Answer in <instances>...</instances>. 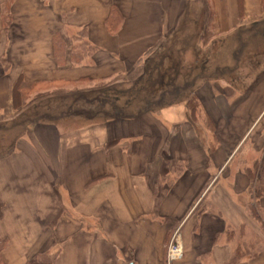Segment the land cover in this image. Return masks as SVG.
<instances>
[{"label":"crops","instance_id":"0c3cea01","mask_svg":"<svg viewBox=\"0 0 264 264\" xmlns=\"http://www.w3.org/2000/svg\"><path fill=\"white\" fill-rule=\"evenodd\" d=\"M83 42L93 53L73 62ZM165 42L195 111L186 88L134 114L89 101ZM18 80L53 86L61 111H17ZM0 116L19 132L0 146V264H165L180 226L173 264H264V196L246 172L264 151V0H0Z\"/></svg>","mask_w":264,"mask_h":264},{"label":"trees","instance_id":"16d2710c","mask_svg":"<svg viewBox=\"0 0 264 264\" xmlns=\"http://www.w3.org/2000/svg\"><path fill=\"white\" fill-rule=\"evenodd\" d=\"M10 3H6L4 7L5 18L9 16ZM123 19L122 13L114 8L110 15V19L108 20L109 28L115 31L121 21ZM55 45V53L58 60L63 61L65 56V41L62 36L58 35L54 39ZM86 43L83 42L81 44L80 50L75 49L72 51L71 59L73 62H82L87 56L92 55V49H87L85 47ZM198 55H202L201 53ZM205 55V54H204ZM257 62V57H256ZM182 63L178 62L177 54H171L169 52V45L167 42L163 43L158 51L154 54H151L146 59V64L141 76L128 83L112 85L111 91L114 94L113 97L110 96H97L95 98H91L89 101L99 102L102 105L113 104L114 108L117 109V113L119 114H129V111L135 105L141 106L139 107V112L144 110L155 109L156 107H162L167 104H171L175 102V96L171 97L169 102L162 104L161 101L164 102V98L167 94L169 95H180V92L186 88L188 92L186 96H188L187 103L190 108L195 111L197 107L200 106V103L195 96L194 88L190 85L186 79L188 78L187 71L181 69ZM201 70V69H200ZM199 69L193 70L192 74L200 72ZM191 74V75H192ZM22 81L18 80L16 84V93L14 95V108L19 111L22 109L29 100L26 98V91L31 89L34 86L26 88L23 87ZM21 85V87H20ZM36 87V86H35ZM178 93V94H175ZM38 101H34L32 105V113L38 114ZM145 105V106H144ZM137 110V111H138ZM138 112V113H139ZM134 114V113H133ZM28 115V114H26ZM29 116V115H28ZM30 117V116H29ZM247 174L251 179V192L254 195V198H260L264 196V151L259 159H257L252 167H248L246 169ZM252 215L254 217H258L256 211V204L251 203L249 207Z\"/></svg>","mask_w":264,"mask_h":264},{"label":"rangeland","instance_id":"374dc122","mask_svg":"<svg viewBox=\"0 0 264 264\" xmlns=\"http://www.w3.org/2000/svg\"><path fill=\"white\" fill-rule=\"evenodd\" d=\"M52 88H53V86H49V88H46V86L43 87V88H41V87H35L34 86L31 89H29L28 91H26V98L29 101L32 100V99H36V100H39V101L43 100V105L44 104H48L50 106L51 105H55L56 104L55 103V101H56L55 98L56 97L55 98H52L51 96H48V95H51V92H48V93L45 92V90H47V89L49 91H52L51 90ZM175 94H178V93H175ZM173 96H175V95H169V94H167L166 97L164 98V102L161 101L162 104H164L166 102H169L170 98L173 97ZM36 100H34V101H36ZM57 102H62V99L57 98ZM39 104H40V102H39ZM141 106H139V107H141ZM139 107H138V105H135L134 107H132V109L129 111V114L136 113V111L139 109ZM62 108L60 106V103L59 104H56L54 106V111L53 112L54 113L60 112L61 111L60 109H62ZM82 109L85 110L84 108H82ZM58 110H60V111H58ZM86 112L87 111H85V113ZM29 116H31V115H29ZM17 120H19V117L17 118ZM15 122H16V120H14V119H10V118L8 119V117H6V116H0V146L2 147V149L5 148V147H8V145H10L13 142L14 137H16V136L19 135L18 130H13L12 129V130H10L8 132L7 131H4V129L6 130L9 127H11V125H14ZM258 153H259L258 151L255 152V155L256 156L259 155L261 157V153H259V154ZM252 155H253V153L250 154V156H252ZM259 156H258V159L260 158Z\"/></svg>","mask_w":264,"mask_h":264},{"label":"built area","instance_id":"2783aa9c","mask_svg":"<svg viewBox=\"0 0 264 264\" xmlns=\"http://www.w3.org/2000/svg\"><path fill=\"white\" fill-rule=\"evenodd\" d=\"M184 257V243L181 228H177L172 234L171 240L167 246L165 264H173L175 261Z\"/></svg>","mask_w":264,"mask_h":264}]
</instances>
